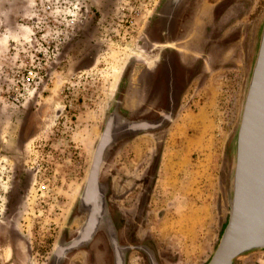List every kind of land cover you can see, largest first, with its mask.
I'll list each match as a JSON object with an SVG mask.
<instances>
[{
	"label": "rangeland",
	"instance_id": "1",
	"mask_svg": "<svg viewBox=\"0 0 264 264\" xmlns=\"http://www.w3.org/2000/svg\"><path fill=\"white\" fill-rule=\"evenodd\" d=\"M162 2L0 0V264H48L59 237L74 234L77 200L104 120L119 95L128 114L146 104L167 44L177 47L182 64L200 66L171 124L119 148L108 175V202L123 243L151 244L160 264L209 260L227 221L230 140L251 54L252 41L237 36L246 27L252 34L264 0H199L195 16L190 11L182 17L176 40L165 45L154 28ZM225 2L223 20L215 24L214 9ZM48 3L61 11L44 12ZM72 13L73 27L61 24V38L41 61V72L29 86L18 83L23 97L13 103L8 96L18 78L41 57L32 61L30 52V43L37 47L31 40L37 20ZM5 35L12 37L2 43ZM140 72L148 74L143 99L131 95ZM156 153L150 201L138 223ZM98 244L72 253L66 264H111L108 248ZM238 262L264 264V249ZM127 264L147 261L131 251Z\"/></svg>",
	"mask_w": 264,
	"mask_h": 264
},
{
	"label": "water",
	"instance_id": "2",
	"mask_svg": "<svg viewBox=\"0 0 264 264\" xmlns=\"http://www.w3.org/2000/svg\"><path fill=\"white\" fill-rule=\"evenodd\" d=\"M168 2L175 6L187 4V0H168ZM198 2L199 0L193 1L194 6L192 5L193 9L190 12L193 14L190 17L195 16ZM188 22L182 25L184 30L188 27ZM247 29L248 27L243 30V35L242 32H237V40L252 42L238 120L230 140L229 185L226 191L228 218L206 264H239V258L264 249V11L251 31L252 34L249 35L251 29ZM167 46L177 48L172 44ZM170 114V112L165 114V120H171ZM115 121L113 116L106 121L84 181L80 196V203L86 214L84 226L77 238L59 249L58 258L63 256L65 251L88 242L100 223L104 203L98 177L104 155L114 142L116 132L136 133L154 129L162 123L132 122L116 129ZM111 233L116 264H123L124 257L118 250L113 226ZM137 247L146 251L151 264H156L153 252L143 246L129 248Z\"/></svg>",
	"mask_w": 264,
	"mask_h": 264
},
{
	"label": "flooded vegetation",
	"instance_id": "3",
	"mask_svg": "<svg viewBox=\"0 0 264 264\" xmlns=\"http://www.w3.org/2000/svg\"><path fill=\"white\" fill-rule=\"evenodd\" d=\"M193 1L194 0H187V4L184 5H177L175 6L173 3L168 2V0H163L162 4L160 5L155 19H154V28L155 32L159 37H162L163 44L167 43H173L177 38V29L179 26L180 19L182 17L187 16L189 12L193 8ZM225 5H217L214 9V23L218 24L220 20H223V15L227 11V7L229 6V3L225 2ZM193 5V6H192ZM225 11V12H224ZM209 45H206V50L209 51ZM201 61V60H200ZM180 58L178 56L177 50L175 48H166V51L162 54L160 58V62L158 65V68L156 70L155 78L153 85L151 87V90L149 94L145 97L146 104L144 106H141L139 110H137L133 115L126 113L122 109V103L123 99L122 96L119 95L115 101L114 107L111 109V111L106 116L104 123L102 125V128L100 130V133L98 135V138L95 142L90 165L92 162L93 153L95 150V147L97 145V142L101 136V133L104 129V126L106 124V121L110 116H113L115 118V128L118 129L121 125H124L126 123H137V122H155L159 123L162 122L158 127L154 129H148V130H141L136 133L134 132H127V131H117L114 137V142L109 147L108 151H106L104 155V160L102 163V166L100 168L98 182L101 187V190L103 192V203H104V209L102 212V216L100 218V223L98 227L96 228L95 232L93 233L92 237L88 242H85L81 245H79L76 248H72L70 250H67L62 254L60 258H58V251L60 248L71 242L73 239L77 238L80 235V232L84 226L85 220H86V214L82 208V205L80 203V196L81 192L83 190V186L81 189V192L79 194L78 200H77V216L80 217L79 225L76 231L73 235L68 236V234L63 233L59 239L57 240L55 246L53 247L52 254L50 256V260L48 264H66L69 256L80 250H87V248L91 245H94L95 248L100 245L98 243L102 242L106 245L108 248V252L111 255V264H116V254L115 249L111 244V241L113 239V234L111 233L112 226L115 229L116 232V240L118 245V250L120 254L124 257V263L127 264V258L128 254L131 251H137L144 255L146 258L147 264H151L149 256L146 254V251L144 249H141L139 247L137 248H129L131 246H143L145 249H148L149 251L153 252L154 259L156 261V264H160L156 251L153 248V246L147 242H136V243H123L119 236V228L117 225V220L115 218V215L113 214V211L109 205L108 202V194L110 190V178H108V175L111 173V165L113 163V159L115 157V154L118 152L119 148L122 147L129 141L130 139L146 134V133H154L159 132L161 130L166 129L171 122L174 120L176 111L179 106L181 95L184 92L185 85L189 83L190 79L195 75L197 72V69L200 66V62H198L193 68H189L187 62L181 63ZM148 76V74H147ZM148 80V79H147ZM147 84V82H146ZM146 84L143 85L142 88H140V94L137 99H143V91L146 88ZM154 103L155 106L152 108L150 112L145 113V108L147 105ZM171 113V120H165V114ZM140 156V153H139ZM159 162V154L156 153L153 157L152 164L149 168L147 181L146 183H149V191H148V199L146 202V205L148 206L150 201V195L152 191L153 181L154 177L156 175V170L158 167ZM89 165V168H90ZM89 168L87 171V174L89 172ZM86 174V176H87ZM105 177L106 180H103ZM86 179V178H85ZM228 185H229V173H228ZM228 188V187H227ZM227 191V190H226ZM144 202V201H143ZM142 202V205H143ZM142 205H138V210L136 213V222H141L139 218V213L141 212ZM147 211V208H146ZM228 218V216H227ZM226 224V223H225ZM225 226V225H224ZM224 228V227H223ZM223 230V229H222ZM101 240H100V238ZM127 247V248H126ZM125 248V250H124ZM55 253L57 255H55Z\"/></svg>",
	"mask_w": 264,
	"mask_h": 264
},
{
	"label": "built area",
	"instance_id": "4",
	"mask_svg": "<svg viewBox=\"0 0 264 264\" xmlns=\"http://www.w3.org/2000/svg\"><path fill=\"white\" fill-rule=\"evenodd\" d=\"M53 7H56L57 9L55 11H61L59 6H57L55 3H48L46 6H43L44 12H51L53 11ZM50 12V13H51ZM71 18H65L62 20L60 17H48L46 20L40 19L37 20V23L34 25L35 29L32 32L31 40L35 43L37 46L34 48L32 46V43H30L31 49L30 52L32 54V57L39 58L40 60L37 62V64H34L33 62L28 65L27 68H25V72L18 78V82L16 83L15 92H13L10 96H8L13 103H19L23 97V94L20 92V86L21 85L29 86L34 82L35 77L38 73L41 72L40 68L42 67L41 61L43 60L44 56L48 52L49 48L52 46H55L56 41L61 38V24L67 25V27H73V24L75 22L74 14L72 13ZM68 28H66L65 32L68 33ZM44 31V32H42ZM46 62H43L45 64ZM19 76V75H18ZM43 188V186H41Z\"/></svg>",
	"mask_w": 264,
	"mask_h": 264
},
{
	"label": "bare ground",
	"instance_id": "5",
	"mask_svg": "<svg viewBox=\"0 0 264 264\" xmlns=\"http://www.w3.org/2000/svg\"><path fill=\"white\" fill-rule=\"evenodd\" d=\"M206 19V18H205ZM207 22V21H206ZM234 24V23H233ZM233 27V26H232ZM231 28V27H229ZM196 29V27H195ZM235 29V28H234ZM233 30V29H232ZM229 33V32H228ZM231 33V32H230ZM219 54V53H218ZM219 58V56H218ZM147 79H148V76L145 72H140L138 73L136 76H135V81H131V90H132V96L133 97H138L139 94H140V88L143 87V85L146 84L147 82ZM133 85V86H132ZM148 191H149V183H145L144 187H143V192L142 194L140 195V200H139V205L141 206L142 205V202H143V205H142V209H141V212L139 213V218L140 220L142 221L145 217V213H146V208H147V205H146V202H147V199H148Z\"/></svg>",
	"mask_w": 264,
	"mask_h": 264
},
{
	"label": "crops",
	"instance_id": "6",
	"mask_svg": "<svg viewBox=\"0 0 264 264\" xmlns=\"http://www.w3.org/2000/svg\"><path fill=\"white\" fill-rule=\"evenodd\" d=\"M12 35V34H11ZM5 37V38H4ZM2 39H1V41H2V43H4L3 41H5V39H7V38H9V37H12V36H4Z\"/></svg>",
	"mask_w": 264,
	"mask_h": 264
}]
</instances>
